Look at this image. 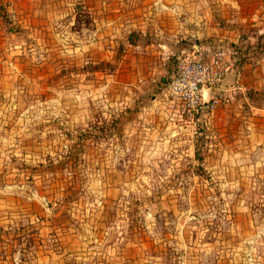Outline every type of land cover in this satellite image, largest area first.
I'll return each mask as SVG.
<instances>
[{"label":"rangeland","instance_id":"rangeland-1","mask_svg":"<svg viewBox=\"0 0 264 264\" xmlns=\"http://www.w3.org/2000/svg\"><path fill=\"white\" fill-rule=\"evenodd\" d=\"M234 1L54 0L36 38L0 16V264H264V0ZM205 11L234 20L245 98L190 115L186 44L236 66Z\"/></svg>","mask_w":264,"mask_h":264},{"label":"crops","instance_id":"crops-1","mask_svg":"<svg viewBox=\"0 0 264 264\" xmlns=\"http://www.w3.org/2000/svg\"><path fill=\"white\" fill-rule=\"evenodd\" d=\"M52 1H54V0H0V5L5 7L6 11L8 12V15L11 17L13 23H16L20 27L28 28L29 33H30L29 36H32V33H33V37L36 38V36L40 35L41 33H42V35H45V31L43 29H46L47 26L50 24V21L52 20V17L51 16L48 17V13L45 12V10L47 8L48 9L52 8V4H53ZM62 2H63V0H61V2H60L61 3L60 7H62ZM224 5L225 6H222L223 8L233 9V11L235 10V12H238L240 9L239 7H241L239 1L236 2L234 0H226V4H224ZM245 6L246 5L242 6L243 9L246 8ZM248 8H251V7L248 6ZM250 10L252 11V9H250ZM40 12H41V16L36 17L35 14L40 13ZM243 20H246V19L242 18V19L237 20L238 21V24H237L238 29L240 27L242 28V27H248L251 25L252 26L255 25V23L252 22V21H254V19L252 17H249V19L245 23L243 22ZM192 21H193L192 23L194 25L201 26V28H202V26H204L203 29L197 30V32H196L197 34H198V32H200L202 36L208 37V36L212 35L213 37L214 36L218 37V41H220V42H222V41L223 42H232L234 44H236L238 42L237 34H234L235 29H231L232 28V22L234 20H232L230 16H226V18L224 20L226 22L220 24L219 22L215 21L214 16H213V18H211L208 11H205L203 13L197 12L192 17ZM205 25L206 26L208 25L209 27L207 26V28H206ZM210 25H212V27H210ZM216 25H218V26H216ZM41 29L44 32H42ZM203 30H205V31H203ZM197 39H198L197 36H194V39L192 38V40H195V42ZM214 39H216V38H214ZM197 46L203 47L202 45H197ZM191 47H192V44H191ZM182 50H185V49H182ZM1 52L3 53V51H0V53ZM4 52H5V50H4ZM234 61L236 63L235 68H233L231 70L229 69L226 72L225 76L222 78L221 82H219V84H217V86L215 88H213L211 90H204L205 96H208L209 98L214 94H220L222 96V94L225 95V94H228L230 91H235V89H237V90L241 91V93H242V97L240 96V98H242V99L245 98L244 94H243V89L245 88V86H242V84H240L239 82L236 84V82L238 81V79L240 77V72L242 73L241 69H243L244 65L238 64V58H237L236 54L234 55ZM173 68L174 67H172L171 70H173ZM262 81L264 82L263 76L259 80H256V83L258 85H260V83Z\"/></svg>","mask_w":264,"mask_h":264},{"label":"built area","instance_id":"built-area-1","mask_svg":"<svg viewBox=\"0 0 264 264\" xmlns=\"http://www.w3.org/2000/svg\"><path fill=\"white\" fill-rule=\"evenodd\" d=\"M204 50L197 45L189 51L182 50L171 75L170 89L190 115L202 105L211 109L219 102L216 97L205 99L204 90L215 88L231 68L221 45L216 44L212 48L209 58H206ZM223 99L227 100L226 97Z\"/></svg>","mask_w":264,"mask_h":264},{"label":"trees","instance_id":"trees-1","mask_svg":"<svg viewBox=\"0 0 264 264\" xmlns=\"http://www.w3.org/2000/svg\"><path fill=\"white\" fill-rule=\"evenodd\" d=\"M5 16V17H9V15H8V12L6 11V9H5V7H3L2 5H0V16ZM201 41V42H200ZM203 43H205L208 47H210V48H213L216 44H217V42L215 41V39H213V38H206L205 40H196V44L197 45H201V44H203ZM224 44V43H223ZM226 44L229 46V47H231L232 48V50L233 51H236V55H237V58H238V64L239 65H241L242 63H243V61L241 60L242 59V57H244V54H243V52H241V51H239V50H237V45L236 44H234V43H232V42H226ZM188 45V47H191V44L189 43V44H187ZM181 53V52H180ZM249 56V53L247 52L246 54H245V57H248Z\"/></svg>","mask_w":264,"mask_h":264},{"label":"water","instance_id":"water-1","mask_svg":"<svg viewBox=\"0 0 264 264\" xmlns=\"http://www.w3.org/2000/svg\"><path fill=\"white\" fill-rule=\"evenodd\" d=\"M191 42H192V46L195 47L196 46L195 40H191Z\"/></svg>","mask_w":264,"mask_h":264}]
</instances>
